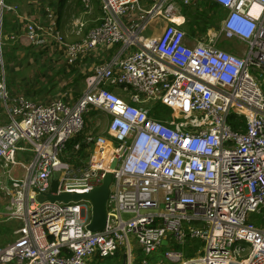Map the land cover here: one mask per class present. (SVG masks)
I'll use <instances>...</instances> for the list:
<instances>
[{
  "label": "built area",
  "instance_id": "obj_1",
  "mask_svg": "<svg viewBox=\"0 0 264 264\" xmlns=\"http://www.w3.org/2000/svg\"><path fill=\"white\" fill-rule=\"evenodd\" d=\"M174 1L143 8L139 0H100L101 22L73 43L50 25L70 64L95 47L122 45V55L94 67L74 104L12 96L0 56V100L9 116L0 125V192L8 197L5 219L20 223L15 239L0 246V264H89L119 252L125 264H264V0H181L224 11L218 29L202 38L175 24ZM82 3L89 10V0ZM17 10L0 0V26L4 12ZM158 15L166 24L144 36ZM27 36L39 38L32 21ZM220 39L246 47L232 52ZM109 85L130 90L131 100ZM149 101L172 108V117H151ZM91 108L108 115L112 140L82 134ZM79 134V161H70L67 144ZM107 145L114 150L104 167L98 159ZM115 157L101 231L87 228L88 200H39L53 177L55 194L89 192Z\"/></svg>",
  "mask_w": 264,
  "mask_h": 264
},
{
  "label": "crops",
  "instance_id": "obj_2",
  "mask_svg": "<svg viewBox=\"0 0 264 264\" xmlns=\"http://www.w3.org/2000/svg\"><path fill=\"white\" fill-rule=\"evenodd\" d=\"M6 1L18 8L17 12L11 11L2 17L0 26V56L7 87L12 96L24 95L37 102H47L52 98L60 97L74 104L86 90L87 77L92 75L94 67L99 63L111 61L117 52L122 55L121 44H114L110 47L98 46L81 54L73 64H70L67 62L63 45L49 30L50 25H54L65 42L80 41L90 28L101 22L100 0H90L89 10L84 9L82 0ZM140 1L143 8L151 5V0ZM178 2L181 0L174 1L175 10ZM77 19L84 22L81 29L75 25ZM30 21L38 27L39 38L36 41H31L27 36V24ZM175 24L177 25L176 20ZM158 34H155L154 22L151 35ZM109 88L117 94L122 96L124 94L125 100H131L130 90L113 85H109ZM8 121V112L0 100V125ZM87 151H90V148ZM3 196L7 199L6 195L3 194ZM7 204L8 200H5V205ZM2 214L4 215L3 212ZM19 227L20 223H16L14 235Z\"/></svg>",
  "mask_w": 264,
  "mask_h": 264
},
{
  "label": "rangeland",
  "instance_id": "obj_3",
  "mask_svg": "<svg viewBox=\"0 0 264 264\" xmlns=\"http://www.w3.org/2000/svg\"><path fill=\"white\" fill-rule=\"evenodd\" d=\"M140 5L142 6L141 1H140ZM90 8H91V3L89 9ZM84 9L86 10L87 8L84 7ZM7 13L9 12H4L3 17ZM223 15H224L223 10L217 9L216 6L211 5V3H209L208 1H203L195 5H189V6H185L182 4V2H178V6L175 11L174 20H176L177 25H181L179 27L184 29L187 35H189V37L197 35L199 38H202L207 35V32L212 33L215 29H218L219 19ZM180 20L182 21L181 23ZM164 23L165 22L162 20L160 15L155 17V34H158L161 31V28L164 25ZM153 25H154V20L152 19L142 32L144 36H149L153 33ZM195 32L196 34H194ZM218 45L223 46L228 50L239 54H241L246 47V45L243 42H239L237 40H225V39H220ZM135 48L136 47L133 46L130 49L134 50ZM122 97L124 98V94ZM147 104H148L147 106L150 107L154 103H151V101H149ZM230 119L233 120V117H230L229 120ZM84 120H85V127L82 134L92 133L94 135L95 134L102 135L107 140H112V135L107 128L108 120H109L107 114H105L102 111L91 108L90 111L84 115ZM18 158L21 159V154L19 155V153H18ZM29 159L30 157H28V159L24 160L23 162L27 164ZM23 173L24 170L20 166H15L12 170V174L15 177H21ZM5 200L7 201L8 197L7 199H5V196H3V194L0 192V246L5 245L6 243L15 239L16 230L14 235V229L16 227V223H19L16 220L5 219V215L2 214V212L4 213V211H6V206L8 205V204L5 205ZM131 243L134 246V250H135L137 245L136 242L133 241V238H131ZM241 244L245 246L244 243ZM120 253L122 252H119L114 257H105L101 259V261L97 260V262H91L89 264H121L123 258L121 257ZM135 254L136 257L139 258V255L137 253Z\"/></svg>",
  "mask_w": 264,
  "mask_h": 264
},
{
  "label": "water",
  "instance_id": "obj_4",
  "mask_svg": "<svg viewBox=\"0 0 264 264\" xmlns=\"http://www.w3.org/2000/svg\"><path fill=\"white\" fill-rule=\"evenodd\" d=\"M124 147H121V152H123ZM118 162V158L115 157L109 169L105 171L103 179L99 185L93 187L89 192L85 193H70L62 192L60 194H55L58 186V181L56 177L51 179V186L49 192L45 196H40L39 200L48 199L50 201L60 200L64 202L77 201L79 199L88 200L92 205V219L87 225V228L93 232L101 231L106 223L107 219V200L110 193V186L112 182V172L115 169ZM165 243V241H163ZM121 264H125V255L123 256V261Z\"/></svg>",
  "mask_w": 264,
  "mask_h": 264
},
{
  "label": "trees",
  "instance_id": "obj_5",
  "mask_svg": "<svg viewBox=\"0 0 264 264\" xmlns=\"http://www.w3.org/2000/svg\"><path fill=\"white\" fill-rule=\"evenodd\" d=\"M213 6H215V5H213ZM194 34H196V32ZM149 115L151 117L155 118V119H158V120H161V121H166L168 118L172 117V108H170L168 106H165V105H163L160 102H155L149 108ZM229 122L232 125L233 129L236 130L235 128H237L236 126H238V125L235 124L233 122V120H231V119L229 120ZM82 137H83V135H80L79 134V135L75 136L73 139H71L68 142V144H67L66 158H68L70 161H78V158H77L78 157V153L77 152H76V154L74 153L73 146H74V144L77 141H80L82 139ZM84 146H85L84 143H82L81 144V148L79 150V153H82ZM255 221L257 223L260 222L259 219H256ZM194 248H196V246L195 247H191V248L187 249L186 251L184 250L185 251V256L186 257H192L194 255V250H196Z\"/></svg>",
  "mask_w": 264,
  "mask_h": 264
},
{
  "label": "bare ground",
  "instance_id": "obj_6",
  "mask_svg": "<svg viewBox=\"0 0 264 264\" xmlns=\"http://www.w3.org/2000/svg\"><path fill=\"white\" fill-rule=\"evenodd\" d=\"M113 150H114V148H112V146H108V145H107V146L104 147L103 158L98 159V162H99L102 166L107 167L108 162H109V159H110V157H112V155H113ZM113 159H114V158H113Z\"/></svg>",
  "mask_w": 264,
  "mask_h": 264
}]
</instances>
